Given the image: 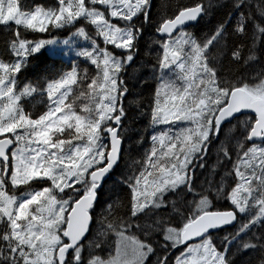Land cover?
<instances>
[{
	"label": "snow or ice",
	"instance_id": "obj_1",
	"mask_svg": "<svg viewBox=\"0 0 264 264\" xmlns=\"http://www.w3.org/2000/svg\"><path fill=\"white\" fill-rule=\"evenodd\" d=\"M0 28V264H86L57 196L117 170L198 225L158 264H264V0H0Z\"/></svg>",
	"mask_w": 264,
	"mask_h": 264
},
{
	"label": "trees",
	"instance_id": "obj_2",
	"mask_svg": "<svg viewBox=\"0 0 264 264\" xmlns=\"http://www.w3.org/2000/svg\"><path fill=\"white\" fill-rule=\"evenodd\" d=\"M155 2L170 7L175 4L176 0H155ZM253 12H255V9H253ZM249 34H251V29H249ZM3 39V30L0 28V43ZM241 71L246 76L251 77L258 71V64L249 65L247 69L242 68ZM252 83L249 80V85ZM43 106L44 103L41 97L36 96L29 101L26 110L39 112ZM239 119L240 121L245 120L244 117ZM145 123L144 120H138L137 126H143ZM234 123L237 122L234 121ZM237 127L241 131L243 130V124L237 123ZM148 135H151L150 131ZM137 151L142 152L143 149H133V155L139 159V156L136 155ZM120 175L121 170H117L98 193V203L91 208L92 223L88 235L78 247L83 249L86 264H90L94 258L108 259L115 254L118 235L125 232L152 248L145 264H158L157 257L166 238L167 229L173 227L182 231L186 223L180 217H170L163 212L157 213V207L155 206H148L142 211L136 212L133 193L129 194L128 190L122 185L114 183ZM87 187V185H81L80 190L83 192ZM170 195L169 191L164 195L162 204L170 198ZM67 196L73 197V202L78 199L73 193ZM191 214L195 216V206H193Z\"/></svg>",
	"mask_w": 264,
	"mask_h": 264
},
{
	"label": "rangeland",
	"instance_id": "obj_3",
	"mask_svg": "<svg viewBox=\"0 0 264 264\" xmlns=\"http://www.w3.org/2000/svg\"><path fill=\"white\" fill-rule=\"evenodd\" d=\"M167 192L168 190L166 189L157 188L154 190L149 189L147 194H143L141 189H135L133 192L135 211L140 212L148 206L159 207ZM57 200L65 201L64 207L67 212H69L70 206L67 202H73V197L58 195ZM180 233L181 230L173 227L168 228L166 231V238H168L170 242L175 241L177 235L180 236ZM55 235L54 233V237ZM151 252L152 248L149 245L138 239L132 238L125 232H121L117 237L115 254L108 259L94 258L90 264H145Z\"/></svg>",
	"mask_w": 264,
	"mask_h": 264
},
{
	"label": "water",
	"instance_id": "obj_4",
	"mask_svg": "<svg viewBox=\"0 0 264 264\" xmlns=\"http://www.w3.org/2000/svg\"><path fill=\"white\" fill-rule=\"evenodd\" d=\"M90 206H91V201H89L88 204H84L82 202L79 205L73 202L68 212L69 213V216H68L69 223H68L67 235L71 237L73 244H76L77 241H79L81 244L88 235V232L91 226L89 225V211H88ZM197 226H198L197 223L186 224L183 227L180 233V236H184L186 233H191L192 231L195 230ZM82 236L85 237L83 240H81Z\"/></svg>",
	"mask_w": 264,
	"mask_h": 264
}]
</instances>
